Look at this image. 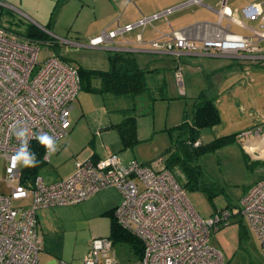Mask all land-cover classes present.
Here are the masks:
<instances>
[{"label":"rangeland","instance_id":"obj_1","mask_svg":"<svg viewBox=\"0 0 264 264\" xmlns=\"http://www.w3.org/2000/svg\"><path fill=\"white\" fill-rule=\"evenodd\" d=\"M2 1L6 4L2 6L0 17L2 26L24 34L31 25L48 35L50 44L35 40L40 48V58L51 52L61 55L74 66L106 69L105 54L112 50L89 46V38L94 33L91 32L94 21L89 19L93 14L90 0ZM254 1L261 0H227V4L233 15L242 20L241 8ZM122 8L119 6V12ZM186 10L188 8L174 14H183ZM200 12L205 18H217L216 13L207 9ZM243 21L248 24L245 19ZM230 26L232 31L245 32L233 22ZM125 36L130 37L129 34ZM173 57H164V61L157 57L150 64L147 62L149 67L158 66L161 74L146 73L148 89L135 97L80 90L69 115L71 129L56 141V151L39 168L38 174L46 182H53L69 175L76 159L93 152L105 155L106 151H116L125 162L136 159L153 165L159 160L162 163L167 161L170 171L184 186L190 204L202 217L209 216L215 206L238 210L249 187L264 179V158L252 157L243 146L245 136H249L244 132L264 135V79L258 77L259 85L250 83L245 88H239L238 84L223 86L220 83L224 75L233 72L236 78L241 77L242 57L177 55L175 60L179 61L183 74V83L179 84L172 72ZM144 58L147 57L139 58V62L144 63ZM254 68L250 65L249 72L252 73ZM260 71L262 74L258 75L264 78V70ZM244 77L250 79L245 74ZM205 97L214 99L221 121L202 129L201 142L207 143L221 135L238 134L231 142L195 155L191 150L185 151L183 141L187 134L178 124L184 116L190 121L195 105ZM127 114L136 117L138 141L122 149L116 129H107L104 123L120 122ZM4 169L5 159L0 156V191L9 193L10 188L3 181ZM25 201L19 199L13 204ZM82 201L36 210L37 229L42 239L39 255L42 264L46 263L45 256L52 254L71 261L72 257L87 253L94 238L108 237V218L95 216L93 209ZM210 244L220 250L225 264H264V249L248 221L240 214L213 230ZM112 254L113 264L139 262V255L128 241L112 242L109 255ZM99 264H105L103 258Z\"/></svg>","mask_w":264,"mask_h":264},{"label":"built area","instance_id":"obj_2","mask_svg":"<svg viewBox=\"0 0 264 264\" xmlns=\"http://www.w3.org/2000/svg\"><path fill=\"white\" fill-rule=\"evenodd\" d=\"M203 4V0H183L150 15H141L133 23L103 31L89 41L100 46L134 28H145L155 19L179 8ZM0 0V17L2 6ZM218 35L195 40L187 29H172L165 39L144 40L137 34L139 45L154 50L217 54L229 57H256L259 41L264 39V0L246 4L240 10L242 20L233 15L227 0L218 1ZM223 19L247 27L251 34L234 32L221 26ZM243 19L256 23L248 26ZM183 83L181 68L174 71ZM80 90L76 66L59 55L47 52L40 58L36 41L0 24V156L5 159L4 184L9 193L0 191V264H41L42 239L37 229L36 210L85 200L105 187H114L121 194L113 209L116 222L139 238L143 253L138 264H225L220 250L210 244V235L218 226L229 223L235 214L245 217L264 249V179L249 187L238 210L216 208L207 217L200 216L187 199L185 188L173 173L158 161L153 165L136 159L123 161L117 153L103 157L76 159L72 172L65 178L46 182L37 174L31 181H22V166H11V157L20 148L14 128L19 122L28 129V149L35 137L47 133L56 141L70 128L69 115ZM257 131V130H256ZM255 131V132H256ZM252 131L244 132L251 135ZM261 135L257 132L256 136ZM200 141H195L194 146ZM50 155L43 153V160ZM25 203L14 205L13 201ZM111 240L94 238L81 264H113L109 255ZM52 264H70L56 260Z\"/></svg>","mask_w":264,"mask_h":264},{"label":"crops","instance_id":"obj_3","mask_svg":"<svg viewBox=\"0 0 264 264\" xmlns=\"http://www.w3.org/2000/svg\"><path fill=\"white\" fill-rule=\"evenodd\" d=\"M182 1L183 0H90L91 11L93 12V14L91 15L89 19H93L94 21L93 28H91V32H94V33L90 36L89 41L91 38L100 35L103 31L114 29L117 25L123 26L127 23H133L136 20H138L141 17V15H150L152 13L159 12L167 7L177 5L181 3ZM218 1L219 0H203V4H193V5L179 8L177 10L172 11L171 13L167 15H164V16H161L155 19L151 24L147 25L143 29L136 27L130 31L125 32L124 38L127 40V42H123V38L120 36H117L114 38L113 41L106 42L94 48L101 49L104 47V48H108L112 50L111 53L115 51H121V52H127V53L132 54L135 57L138 65L148 70L147 72L148 75H155V74L160 75L161 74L158 66L155 65V66L149 67L150 62L154 61L155 58L157 59V57H160V60L164 61L165 60L164 57L172 55L174 56L172 58L174 62H171L173 64L172 72L174 74V71L176 68H179V67L181 68L179 61L175 60L176 55L173 53L154 50L147 44L139 45L136 40L137 34L141 33L142 38L144 40H150L154 38L165 39L172 29H187V32H189L190 35L193 38H195V40L197 41L199 40L198 38L200 37H205V36L209 37V36L218 35V29H219L218 12H217ZM119 6H123L120 12H119ZM190 7H194V9L193 8L189 9ZM187 8L188 10H186L183 14H174L175 11H179L181 9H187ZM203 9H207L213 13H216L217 18L215 20L205 18L204 14L200 12ZM245 20L248 22V24L246 23L248 26L256 27V24L255 26L250 25V23H255V22L248 21L247 19ZM224 21H226L227 24H224ZM228 24L230 28L231 26L228 20L223 19L221 22L222 27H226ZM242 28H244L245 32H239V33H243V34L252 33L249 28L247 27H242ZM126 34H129L130 37H126L125 36ZM261 42H264V39L258 42L260 45V50L256 54L257 55L256 57H247V56L242 57L244 60L241 59L242 60L241 65H243L242 66L243 71L241 72V77L236 78L233 75V72H230L229 74L224 75L222 77L220 85L227 86V87L231 85L232 87L234 84H238L239 88L240 86H243V88H245L250 83H255L258 85L260 84L259 80L257 81V78L260 77L258 78L260 80L264 79V78H261L262 76L258 75V73L262 74L260 70H264V68H262L264 67V45H261ZM75 44H78V43H75ZM109 54L108 53L105 54V59L107 61L106 62L107 67H108L107 57ZM179 55L220 56L217 54H203L200 52H196V53L182 52ZM59 56L64 59V57H62L61 55ZM143 57H147L146 59L144 58V63L139 62V58L142 59ZM222 57H226V56H222ZM250 65H253L255 67L253 70L254 74L253 72L252 73L249 72ZM230 74L232 76L229 78H226ZM244 74L248 76L250 79H246L244 77ZM256 81L258 83H256ZM92 85L98 86L99 80L93 79ZM80 90H84L85 92H88V93H95V92H91L85 89H80ZM180 90H183V88L180 87ZM116 123H119V122H116ZM116 123L108 124V122H106L104 124L107 126L106 127L107 129H115L111 125L116 124ZM70 129L71 128L68 129V132L70 131ZM245 138L246 139L243 142V146L249 153L252 154V157L257 158V159L264 158V145H262V143H264V140L257 138L256 135L245 136ZM110 153H117V152L116 151H111V152L106 151L105 155H101L96 152H93L89 154L88 156L98 158V157L106 156L107 154H110ZM125 157L126 156H124L123 158ZM158 162L161 165H164V163H162L160 160ZM120 201H121V194L116 188L105 187L101 189L100 191H98L97 193H95L94 195H92L91 197L83 200L82 202H84L83 204L88 205V207L93 209L92 211L95 214V216L101 215V216L107 217L109 221V229H110V220H111L110 213L120 203ZM216 208L218 207L215 206L214 209ZM214 209L210 212V214L214 211ZM85 254L86 253H84L82 256L72 257L71 261L64 260L63 258L60 259L56 255L52 254V255L45 256L46 257L45 264H52L56 260H63L70 264H81L82 259ZM39 262H40V258H39Z\"/></svg>","mask_w":264,"mask_h":264},{"label":"trees","instance_id":"obj_4","mask_svg":"<svg viewBox=\"0 0 264 264\" xmlns=\"http://www.w3.org/2000/svg\"><path fill=\"white\" fill-rule=\"evenodd\" d=\"M24 32L23 36L34 41L42 40L50 42L46 33L31 25ZM107 60L108 67L106 69L87 68L81 65L76 66L80 77V89L95 93H109L114 96L128 95L130 97H135L148 89L145 80L148 70L140 67L132 54L115 51L108 55ZM93 79L99 80L98 86L92 85ZM220 121V112L214 99L203 98L201 102L195 105L192 119L188 121L184 116L178 124V127L184 129V132L187 134V138L183 141V145L186 148L185 151L189 150L190 152L191 150L196 155L212 151L228 141H233L238 133L217 136L207 143L200 141L202 129L218 125ZM111 126L118 132L122 149H127L138 141L135 116L127 114L119 123L112 124ZM195 141H200V143L194 146ZM29 150L35 153L36 159L40 163L34 168L22 167L21 179L24 182L31 181L38 174L39 168L45 163L43 160L45 148L38 141H32ZM164 165L169 169L170 166L167 161L164 162ZM110 216L108 238L111 240V243L117 240L130 242L134 246L140 260L143 253L141 240L116 222L113 210Z\"/></svg>","mask_w":264,"mask_h":264},{"label":"clouds","instance_id":"obj_5","mask_svg":"<svg viewBox=\"0 0 264 264\" xmlns=\"http://www.w3.org/2000/svg\"><path fill=\"white\" fill-rule=\"evenodd\" d=\"M14 133L18 140H20V148L11 157V166L15 169L17 166L24 168L37 167L40 161L36 159L34 152L28 149V129L22 123H17L14 128ZM41 146L46 150V155H51L56 151V140L47 133H41L35 137Z\"/></svg>","mask_w":264,"mask_h":264},{"label":"bare ground","instance_id":"obj_6","mask_svg":"<svg viewBox=\"0 0 264 264\" xmlns=\"http://www.w3.org/2000/svg\"><path fill=\"white\" fill-rule=\"evenodd\" d=\"M257 138H260V139H262V140H264V135H259V136H256ZM262 145H264V143H262Z\"/></svg>","mask_w":264,"mask_h":264}]
</instances>
